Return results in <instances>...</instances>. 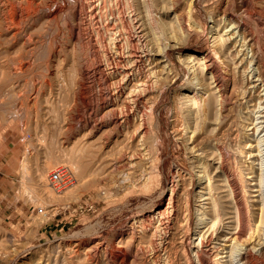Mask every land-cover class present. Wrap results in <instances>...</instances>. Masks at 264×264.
I'll return each mask as SVG.
<instances>
[{
	"label": "rangeland",
	"instance_id": "rangeland-1",
	"mask_svg": "<svg viewBox=\"0 0 264 264\" xmlns=\"http://www.w3.org/2000/svg\"><path fill=\"white\" fill-rule=\"evenodd\" d=\"M11 1L16 2L17 0ZM18 1L19 3L26 2V0ZM151 1L145 0V3L152 10L153 21L156 24L159 21L160 24L163 14ZM105 2L106 9L109 11L116 7L115 0H105ZM123 2L128 5L133 4L135 7L139 5L137 0H123ZM242 2L243 0H198L195 8L197 13L194 14L197 23L188 21L197 29L190 32L188 26L184 29L175 26L173 31L168 34L169 36L165 34V37L160 38L159 46L166 47L167 55L172 64L179 69L180 75L174 84L163 88L161 98L155 105L156 109L154 108L153 116L156 119L155 124L158 123L160 135L159 160L156 159V149L151 148L152 144L148 143L147 151H150L149 153L141 150L138 153L135 151L132 153L133 156H129L132 149L134 152V148L131 149L129 146L132 145L131 141H134V145L136 144L135 137H131V132L126 136L114 135L113 140H118L119 144H114L116 143L114 140V143H111V147H114L110 150L116 148V152H113L118 153L114 154L115 156L111 159L109 158L111 153H105L109 148H102V145L98 143L103 130H106L105 127L92 131L84 127L86 121L91 122L94 119L103 118L104 111L98 102L99 86L96 77H92L90 82L92 86V92L89 93L90 99L75 98L74 93L78 83L88 84L89 82L85 78L83 80L80 77L81 74H78L81 73L80 68L77 63H74L72 56L74 51H77L81 56L88 57L89 52L86 46L82 51L83 45L79 46L78 42H76L78 44H74V39L68 35L72 26L81 27L75 17L74 0H34L33 7H38V9L35 8L36 10L24 18L25 24L22 21L20 25L22 31L19 29L21 34L18 33L20 36L17 35L15 39L6 36V31H3V26L0 25L3 29L0 28V39L2 38L0 40V58L3 59H0V90H2L0 97L3 98H0V264H56L57 261L63 259L65 261L74 260L76 264L78 261L79 263L82 261L81 264H88L86 248L88 249L95 242L119 237V233L123 229L132 224L136 225L143 215L155 219L152 215H155L158 209L166 207L168 211L173 208L172 211L176 210L179 213L176 223L181 231L187 233L185 249L190 254L191 264H197L192 242L194 241L193 233L196 221L195 194L199 188L197 172L200 168L193 167L195 154L189 151L176 132L178 126L175 108L180 105L179 93L188 89L190 80V72L184 61L181 62L184 58L181 56L191 50L197 51L198 55H204L214 49L212 27L215 24L212 16L217 7L226 5L228 11L234 14L236 21H241L243 27L245 25L244 35L253 36L255 39L254 51L257 50L260 63L264 64V53L257 49L260 45H264V26L257 22L256 17L246 14ZM252 2L254 6L264 10V0H252ZM60 5L62 6L60 7ZM178 5L176 9H180L178 11L180 12L182 8H185L186 0H181ZM138 7L142 8L141 5ZM153 7L156 8V11ZM56 8L61 9L58 12L60 19L58 16L51 15ZM125 10L127 12V9ZM184 12L182 13L184 14ZM49 16H53V18ZM223 27L224 25L221 27L222 31ZM241 40H243L242 37ZM84 42L85 38L83 44ZM101 47H103L102 44L97 42L95 48L99 54L103 53ZM240 48L241 46H238V49ZM245 53H248L249 59L253 51L248 47L244 51V55ZM22 55L24 56L22 57ZM100 55L102 56V54ZM239 56L240 60L238 59L237 63L243 57L242 54ZM90 58L94 61V58ZM229 64L230 68L228 65L225 67L224 64L222 67L226 73L229 71L228 74L235 77V82L239 85L237 89H243L242 87L246 83L249 87L248 83L253 79L252 73L255 71L253 68H256V64L243 62L241 65H244L238 66L237 71L233 69L231 61ZM230 71L232 72L230 73ZM241 85L243 86L240 88ZM76 100H80V102ZM213 115H210L212 118L205 116V122H221L220 124L223 125L229 118L221 116L222 119L216 121ZM220 124L218 126L221 127ZM216 126L212 125L213 128ZM218 131V129L215 130L216 134ZM220 133L219 131L218 135ZM224 134L220 135L222 138L219 143H223L221 145L230 155L228 164L231 163L230 166L233 168L235 166L236 169L241 166V160H243L241 164H247L245 157L243 158L245 155L240 152L241 147L237 144L241 139L238 141L239 137L235 139ZM122 137L125 139L123 140ZM78 146L80 149L77 148ZM88 146H91L89 147L91 151ZM125 147L127 149V151L124 150L126 156L117 160L116 156H119L121 148L123 150ZM97 149H100L101 154ZM149 149L155 150L153 152ZM91 153L95 154L94 157L89 156ZM103 153L107 154L108 158L104 156L106 160L101 159ZM86 154L90 157L89 159ZM77 157L79 159H75ZM142 157H145V160ZM137 159L139 160L137 161ZM114 160L120 164L115 166ZM98 162L99 164H97ZM132 162L133 164H130ZM59 165L69 166L77 180L74 186L60 193L48 184L49 173ZM89 169L90 171H87ZM116 169L117 171L122 170L123 173H118ZM123 169L128 173L132 172L134 176L130 174L128 179V174ZM90 175L94 177L92 178ZM123 177L126 179L124 180ZM49 189L52 191L50 192ZM72 191L73 193L69 194ZM38 208H43L44 212L39 213ZM170 212L167 213V216L169 214L171 216ZM262 257L264 260V256Z\"/></svg>",
	"mask_w": 264,
	"mask_h": 264
},
{
	"label": "bare ground",
	"instance_id": "bare-ground-1",
	"mask_svg": "<svg viewBox=\"0 0 264 264\" xmlns=\"http://www.w3.org/2000/svg\"><path fill=\"white\" fill-rule=\"evenodd\" d=\"M115 1V9L110 7L109 11L106 9L105 0H74L75 17L81 27L71 25L70 34L68 35H71L69 37L74 39V44L83 45L82 51L85 46L87 47L88 57L81 56L77 51H74L72 57L74 63H77L80 68L81 73L78 74H81L80 77L83 80L84 78L88 80L89 85L80 80L81 83H78V87L73 93L75 98L80 100L90 99L89 93L92 92L90 82L92 77L97 78L99 86V89L97 88L98 102H100V107L104 111V116L102 115L104 119L96 120L93 118L94 120L91 122L86 121L84 127L89 128L91 131L105 127L106 130L102 129L104 132L100 135V139H98L100 142L98 143L102 145V148H109L105 151L107 154H109L108 152L111 153L110 156L108 155L109 158L118 153H115L116 148L110 150L114 147L113 145L111 147L114 140L116 145L119 142L116 139L113 140L114 135L126 136L127 133L131 132V137H135L136 144L134 145V141H131L132 145L129 146L131 149L134 148V152H132V149L129 156H133L132 153H135V151L137 153L141 150L147 151L148 143L152 144L150 145L151 148L156 149H154L157 153L156 159L159 160L160 135L158 123L155 124L156 119L153 116L155 114L154 108L161 98L163 88L174 84L180 75L179 69L172 64L167 55L166 47H160L161 43L159 44V41L162 36L171 33L175 26L180 29L188 26L190 32L197 29L188 21L197 23L194 14L197 13L195 8L198 0H186V6L184 5L185 8H182L185 11L184 14L182 9L180 12H178L180 9H176L181 0H150L151 3L157 5L159 9L157 10L163 14L160 18V24L159 21L156 24L153 21L154 19L151 18L153 16L151 14L152 10L145 3V0H137L138 6L141 5L142 8L135 7L133 4L128 5L123 0ZM242 3L246 14L256 17L257 22L264 26V10L254 6L252 0H243ZM208 5L210 6V4ZM33 6L34 0H26V2L21 3L18 0L16 2L0 0V25L3 26L4 30L0 28L6 31V36L15 39L17 35L21 34L19 33L21 30L20 25L24 18L28 17L33 10H36L35 8L38 9V7L34 8ZM225 6H216L217 8L212 16L215 24L212 27L214 49L204 55H198L197 51L191 50L181 56L184 57L181 62L184 61L190 72V80L188 79V89L179 93L180 105L175 108V118L178 126L176 132L189 151L195 154L193 156L195 157L193 167L200 168L197 172L199 188L195 194L196 221L192 249L197 264H264L262 257L264 256V64L260 63L257 50L254 51L255 39L253 36L244 35L245 25L243 27L240 20H238L240 22H237L234 14L228 11L227 6ZM125 9H127V12ZM154 9L156 11V8ZM60 10L56 8L51 15L58 16ZM58 17L60 19V16ZM50 18H53V16ZM23 24H25L24 21ZM222 25H224L223 31L221 29ZM241 37L243 40H241ZM82 38H85L84 44ZM97 42H100L103 46L101 47L103 53H100L102 56L95 48ZM5 43L7 42L5 41ZM238 46H241V48L238 49ZM248 47L253 51L249 59L247 57L248 53L244 55V51ZM257 49L264 53V45H260ZM240 54L244 56L237 63ZM90 57L94 58V61ZM181 57L179 56V59ZM230 61L233 69L244 65H241V63L246 61L249 64H256V68H253V70L255 69L252 73L253 79L248 83L249 87L247 83H244L245 86H240V88L243 86V89H237L239 85L235 82V77L229 75V71L226 73L222 67L223 64L225 67L227 65L229 67ZM1 85L4 84L1 83ZM0 91L2 92V90ZM80 100L76 101L80 102ZM212 114L215 115L213 117L216 121L222 119L221 116H228L229 118L223 125L220 124L221 122L213 123V121L206 123L205 116L212 118L210 116ZM213 124L217 126L213 128ZM219 124L222 126H218ZM217 129L221 132V136L226 133L230 137L232 136L231 138L236 139L239 137L238 141L241 139L237 143L241 147L238 149L245 155L243 158L245 157L247 164H241L243 160L240 163L237 159L241 166L237 169L234 166L236 170L230 166L231 163L228 164L230 155L221 145L223 143H219L222 137L218 135L219 131L216 134L215 130ZM125 146L127 147V145ZM235 146L234 148H237ZM126 147L123 150L121 148L120 155L116 156L117 160L126 156ZM99 153L101 154L100 151ZM105 153H103L101 159L106 160L105 157L108 158ZM139 154L141 155V153ZM94 155V153H91L89 156L94 157ZM86 156L88 159L90 158L88 154ZM142 158L145 160V157ZM140 161L142 163V160ZM133 162L130 164H133ZM118 164L120 163H114L115 166H118ZM107 165L109 164L107 163ZM119 170L116 169L118 173L122 174V170ZM87 171H90V169ZM123 171L125 170L123 169ZM124 174H128V179L130 174L134 176L132 172ZM131 176L130 178H132ZM49 191L51 192L52 189H49ZM72 193L73 191L69 194ZM170 211L167 210V207L158 209L156 214L152 215L155 219L143 215L136 225L132 224L123 229L119 233V237L116 236L114 239L92 243L93 245L88 249L84 247L86 248V253H84L88 256V264H191L190 254L185 249L187 233L181 231V228L177 226L176 221L179 213L176 210ZM169 212L171 216L170 214L167 216ZM86 256L84 255V257ZM66 262L76 264L74 260L65 261V259L55 263L67 264ZM81 263L78 261L77 264Z\"/></svg>",
	"mask_w": 264,
	"mask_h": 264
},
{
	"label": "built area",
	"instance_id": "built-area-1",
	"mask_svg": "<svg viewBox=\"0 0 264 264\" xmlns=\"http://www.w3.org/2000/svg\"><path fill=\"white\" fill-rule=\"evenodd\" d=\"M76 177L73 170L67 165H59L48 175V182L58 193L71 188L76 184ZM39 213H43V208H38Z\"/></svg>",
	"mask_w": 264,
	"mask_h": 264
},
{
	"label": "crops",
	"instance_id": "crops-1",
	"mask_svg": "<svg viewBox=\"0 0 264 264\" xmlns=\"http://www.w3.org/2000/svg\"><path fill=\"white\" fill-rule=\"evenodd\" d=\"M2 197H4V196H2ZM1 207V206H0Z\"/></svg>",
	"mask_w": 264,
	"mask_h": 264
}]
</instances>
